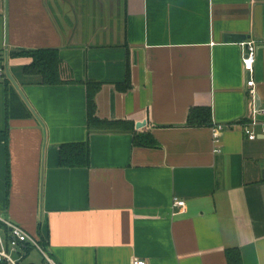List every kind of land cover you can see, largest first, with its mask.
Returning a JSON list of instances; mask_svg holds the SVG:
<instances>
[{"label":"crops","instance_id":"1","mask_svg":"<svg viewBox=\"0 0 264 264\" xmlns=\"http://www.w3.org/2000/svg\"><path fill=\"white\" fill-rule=\"evenodd\" d=\"M230 34L255 41L264 107V0H0V129L3 79L27 110L0 141V218L58 264H227L230 248L264 264V132L242 131L250 103ZM37 48L57 50L73 81L25 74L31 58L14 52ZM88 80L101 83L96 115L133 130L88 132ZM197 105L224 125L217 144L210 125H187ZM134 132L156 144H134ZM85 140L89 165L59 166L60 144Z\"/></svg>","mask_w":264,"mask_h":264},{"label":"trees","instance_id":"2","mask_svg":"<svg viewBox=\"0 0 264 264\" xmlns=\"http://www.w3.org/2000/svg\"><path fill=\"white\" fill-rule=\"evenodd\" d=\"M14 55H25L31 61L23 67L25 74L40 75L44 84H59L72 82V73L69 67L65 66L60 59L57 50L53 48H37L29 50H19ZM127 82L117 84L121 90L130 87ZM5 93V118L6 124L0 129V141L7 142L8 125L7 120L12 116H22L27 113L24 101L19 98L17 92L12 87L7 78L3 79ZM101 83L94 80L86 81V115L88 132L93 130H133V123L129 120H108L100 119L96 115L95 95L100 89ZM186 123L188 126L211 125L210 107L206 105L192 106L187 114ZM132 141L134 144L142 146H154L156 140L150 133L134 132ZM58 163L61 167H87L89 165V145L88 141L65 142L60 144L58 151ZM9 173L6 171V179ZM0 225H3L0 223ZM41 245L46 250L44 241L40 239ZM32 246H26V252ZM227 264H241L240 252L237 248H230L225 251ZM0 264H7L1 261Z\"/></svg>","mask_w":264,"mask_h":264},{"label":"built area","instance_id":"3","mask_svg":"<svg viewBox=\"0 0 264 264\" xmlns=\"http://www.w3.org/2000/svg\"><path fill=\"white\" fill-rule=\"evenodd\" d=\"M243 48L241 53L242 70L245 77L246 95L249 99V112L246 120L241 123L242 131L248 139L256 138L258 132H264V120L260 116H264V107H261L256 102L255 81L253 78L254 61L256 58V45L254 40H242L239 42ZM3 76V68L0 66V77ZM145 126V125H144ZM142 126V127H144ZM259 127V130L257 129ZM224 125L213 122L210 125L212 142L217 144L221 131ZM218 146L213 147L214 152H218ZM172 206L179 207L182 211L185 207V201L179 198H174ZM0 262L5 261L7 264H19L9 252L16 251L19 254L21 249L26 248L27 245L35 247L43 256V258L50 264H58L50 258L40 243V239L28 233L20 225L8 220L0 218ZM8 246L10 250H8ZM20 258V256H18ZM131 264H149L148 260L143 257L135 256L131 259Z\"/></svg>","mask_w":264,"mask_h":264},{"label":"rangeland","instance_id":"4","mask_svg":"<svg viewBox=\"0 0 264 264\" xmlns=\"http://www.w3.org/2000/svg\"><path fill=\"white\" fill-rule=\"evenodd\" d=\"M8 250H10L9 246H8ZM9 252L13 256V258H15L17 260V262L19 264H27V263L50 264L41 256V254L38 252V250L33 246L30 248V250L27 253L24 249H21L20 254L16 251H12V250H10ZM46 252H47L48 256L50 258H52L51 254L49 253V251L47 249H46ZM18 256H20V258ZM53 260L57 263V261L55 259H53Z\"/></svg>","mask_w":264,"mask_h":264},{"label":"water","instance_id":"5","mask_svg":"<svg viewBox=\"0 0 264 264\" xmlns=\"http://www.w3.org/2000/svg\"><path fill=\"white\" fill-rule=\"evenodd\" d=\"M225 38H228V40L230 41H236V42H240L242 40H244L243 36L237 35V34H230V35H226ZM256 102L258 103V100H256ZM146 124V122H143L141 124L136 125L135 127L141 128L142 126H144Z\"/></svg>","mask_w":264,"mask_h":264}]
</instances>
